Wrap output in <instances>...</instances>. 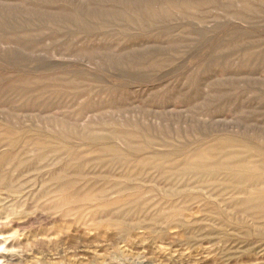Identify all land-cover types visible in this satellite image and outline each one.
I'll use <instances>...</instances> for the list:
<instances>
[{
  "label": "rangeland",
  "instance_id": "374dc122",
  "mask_svg": "<svg viewBox=\"0 0 264 264\" xmlns=\"http://www.w3.org/2000/svg\"><path fill=\"white\" fill-rule=\"evenodd\" d=\"M224 139L243 141L235 150L261 165L253 152L264 154V0H0V152L14 143L33 162L46 154L47 174L77 187L171 186L186 178L156 164L199 160V148L210 149L213 167ZM232 150H220V164ZM115 159L127 167L109 165ZM220 180L231 186L226 173ZM66 238L65 226L33 219L6 243L3 263L38 264ZM73 242L72 261L94 264L102 252L96 234ZM145 250L147 263H168Z\"/></svg>",
  "mask_w": 264,
  "mask_h": 264
},
{
  "label": "bare ground",
  "instance_id": "6f19581e",
  "mask_svg": "<svg viewBox=\"0 0 264 264\" xmlns=\"http://www.w3.org/2000/svg\"><path fill=\"white\" fill-rule=\"evenodd\" d=\"M242 143L240 139L218 141L213 147L217 152L213 167L207 166L205 160L210 149L199 148L194 150L199 160L173 159L167 161V165L154 166L162 175L169 170L178 179L186 178L187 182L182 185H129L126 181L128 184L118 182L122 185L102 188L94 185L77 187L76 180H66L62 173L49 176L42 163L46 154L42 156L44 159L38 156L33 162L27 156L30 152L26 146L16 153L14 143L10 144L7 152H0V264H5L2 258L3 252L8 250L6 243L12 236L21 234L33 219L65 226L67 237L66 241L57 242L53 247L49 244L50 247L36 260L38 264H83L78 259L72 261L69 256L72 249L78 248L73 240L78 242L82 234L99 237L100 245L98 242L96 245L102 252L95 256L94 264H150L146 261V248L165 258L167 264L184 261L198 264L208 260L210 264H264V257L259 255L264 254V154L257 152L259 149L254 150L253 153L262 158L261 165L249 167L247 159L252 155L251 151L240 152L233 147ZM32 145L36 143L32 142ZM228 147L233 149L227 151L230 163L220 164V150ZM113 150L111 146L105 148V151ZM117 161L115 159L109 165L119 163L120 168L128 165L125 160V163ZM220 173H226L232 180L231 186L220 188ZM49 181L57 184L47 186ZM189 182L199 186H191ZM223 196H230V200L222 201L220 197ZM237 196L244 197L238 199ZM130 248H135L136 252L130 254Z\"/></svg>",
  "mask_w": 264,
  "mask_h": 264
}]
</instances>
